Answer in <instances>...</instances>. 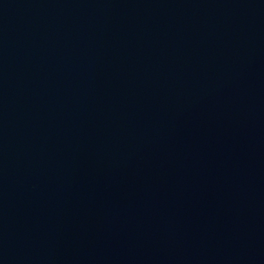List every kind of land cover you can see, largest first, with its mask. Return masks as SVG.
<instances>
[{
  "label": "water",
  "instance_id": "95a60500",
  "mask_svg": "<svg viewBox=\"0 0 264 264\" xmlns=\"http://www.w3.org/2000/svg\"><path fill=\"white\" fill-rule=\"evenodd\" d=\"M0 264H264V0H0Z\"/></svg>",
  "mask_w": 264,
  "mask_h": 264
}]
</instances>
